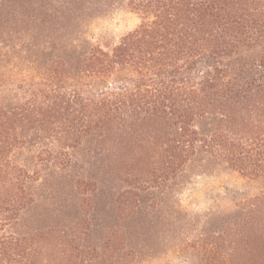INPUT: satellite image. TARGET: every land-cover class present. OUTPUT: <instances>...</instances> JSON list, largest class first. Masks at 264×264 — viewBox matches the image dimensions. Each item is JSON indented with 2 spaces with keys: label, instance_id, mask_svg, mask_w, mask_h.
Here are the masks:
<instances>
[{
  "label": "trees",
  "instance_id": "trees-1",
  "mask_svg": "<svg viewBox=\"0 0 264 264\" xmlns=\"http://www.w3.org/2000/svg\"><path fill=\"white\" fill-rule=\"evenodd\" d=\"M127 5L139 23L114 45L80 53L76 69L61 56L35 65L0 93V264H45L39 235L19 232L38 175L15 150L36 141L40 162L64 168L89 138L121 161L118 175L144 183L175 180L207 153L258 184L236 199L244 218L230 240L226 230L201 238V264H264V0ZM201 118L215 119L209 133L195 127Z\"/></svg>",
  "mask_w": 264,
  "mask_h": 264
},
{
  "label": "rangeland",
  "instance_id": "rangeland-1",
  "mask_svg": "<svg viewBox=\"0 0 264 264\" xmlns=\"http://www.w3.org/2000/svg\"><path fill=\"white\" fill-rule=\"evenodd\" d=\"M138 23L127 0H0V93L60 56L78 68L76 56L114 45ZM194 125L209 133L215 119ZM42 147L28 140L12 158L38 175L19 232L39 235L45 264H201V238L226 230L230 240L229 226L244 218L236 199L259 187L207 153L157 186L118 175L121 161L95 139L71 150L64 168L40 162Z\"/></svg>",
  "mask_w": 264,
  "mask_h": 264
}]
</instances>
